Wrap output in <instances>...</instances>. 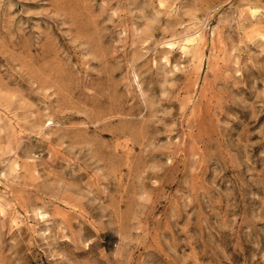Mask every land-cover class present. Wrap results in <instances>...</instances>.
<instances>
[{
	"label": "rangeland",
	"instance_id": "rangeland-1",
	"mask_svg": "<svg viewBox=\"0 0 264 264\" xmlns=\"http://www.w3.org/2000/svg\"><path fill=\"white\" fill-rule=\"evenodd\" d=\"M0 0V264H264V0Z\"/></svg>",
	"mask_w": 264,
	"mask_h": 264
},
{
	"label": "bare ground",
	"instance_id": "bare-ground-1",
	"mask_svg": "<svg viewBox=\"0 0 264 264\" xmlns=\"http://www.w3.org/2000/svg\"><path fill=\"white\" fill-rule=\"evenodd\" d=\"M52 4V8L57 12L65 11V6L60 0H48Z\"/></svg>",
	"mask_w": 264,
	"mask_h": 264
}]
</instances>
